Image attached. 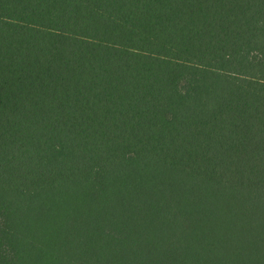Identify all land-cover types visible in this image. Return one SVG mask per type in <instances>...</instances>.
I'll list each match as a JSON object with an SVG mask.
<instances>
[{"label": "trees", "instance_id": "trees-1", "mask_svg": "<svg viewBox=\"0 0 264 264\" xmlns=\"http://www.w3.org/2000/svg\"><path fill=\"white\" fill-rule=\"evenodd\" d=\"M0 264H264V0H0Z\"/></svg>", "mask_w": 264, "mask_h": 264}]
</instances>
